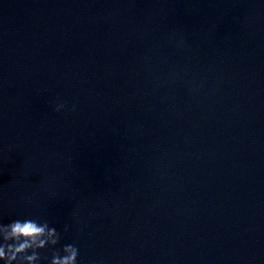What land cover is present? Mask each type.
Masks as SVG:
<instances>
[{"label": "clouds", "instance_id": "clouds-1", "mask_svg": "<svg viewBox=\"0 0 264 264\" xmlns=\"http://www.w3.org/2000/svg\"><path fill=\"white\" fill-rule=\"evenodd\" d=\"M63 104H58L60 111ZM60 233L47 221L25 217L0 223V261L3 264H40L42 259L48 264H77L79 249L73 244L57 249ZM44 250H51L50 258L42 256Z\"/></svg>", "mask_w": 264, "mask_h": 264}]
</instances>
